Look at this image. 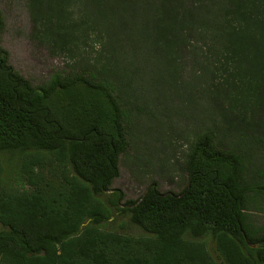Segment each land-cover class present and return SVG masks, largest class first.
I'll use <instances>...</instances> for the list:
<instances>
[{"label": "trees", "instance_id": "1", "mask_svg": "<svg viewBox=\"0 0 264 264\" xmlns=\"http://www.w3.org/2000/svg\"><path fill=\"white\" fill-rule=\"evenodd\" d=\"M48 1L52 12L70 14L71 0ZM80 1L71 33L87 27L85 35L102 39L95 60L34 85L0 44V264H264V247L249 245L264 244V221L253 216L264 212V170L253 159L264 163L258 134L225 147L211 119L191 142L181 192L150 184L143 198L123 203L133 207H122V191H107L145 112L140 93L131 92L150 79L140 55L163 60L169 83L176 75L170 52L186 47L189 34L209 42L208 50L231 43L252 71L246 84L257 88L264 0ZM4 26L0 13V32ZM4 154L19 157L18 185L7 177ZM116 212L128 213L142 233L105 229Z\"/></svg>", "mask_w": 264, "mask_h": 264}, {"label": "rangeland", "instance_id": "2", "mask_svg": "<svg viewBox=\"0 0 264 264\" xmlns=\"http://www.w3.org/2000/svg\"><path fill=\"white\" fill-rule=\"evenodd\" d=\"M80 3L71 0L67 15V9L52 12L54 7L48 0H0L5 22L0 44L7 50L13 67L34 85L96 59L102 39L92 33L85 35L87 27L71 33L69 17L81 19ZM187 37L190 41L186 47L170 52L175 56L176 75L169 83L162 77L163 60L155 55H140V61L148 57L151 72L140 89L136 90L134 84L131 87L134 96L140 93L145 112L136 126L134 117L131 119L134 127L130 146L120 156V176L113 183V188L123 193L122 204L139 199L150 184H156L163 192H181L188 181L185 162L191 142L198 132L211 126V119L216 122L218 137L225 147L239 148L252 134L264 137V64H259L260 74H255L262 84L254 88V84H246L252 71L241 66L242 54H237L231 43H219L218 49L208 50L209 42L196 43L192 41L193 34ZM196 45L205 48H194ZM1 159L8 179L18 185L19 157L4 154ZM253 159L254 167L264 170V163L257 156ZM253 216L258 223L264 221L263 211ZM103 227L142 233L129 214L123 212H116ZM213 248L214 242L209 238V249Z\"/></svg>", "mask_w": 264, "mask_h": 264}, {"label": "water", "instance_id": "3", "mask_svg": "<svg viewBox=\"0 0 264 264\" xmlns=\"http://www.w3.org/2000/svg\"><path fill=\"white\" fill-rule=\"evenodd\" d=\"M156 184H154V186H155ZM118 189H116V188H112V189H109V190H107L108 192H114V191H117ZM147 192V189L145 190V192L143 193V196L145 195V193ZM143 196H142V198H143ZM141 198V199H142ZM141 199L139 200V202L141 201ZM138 202V203H139ZM121 206L122 207H126V206H131V207H133V205H125V204H122L121 203ZM249 245L251 246V247H255V248H263L264 247V244L263 243H250L249 242Z\"/></svg>", "mask_w": 264, "mask_h": 264}]
</instances>
